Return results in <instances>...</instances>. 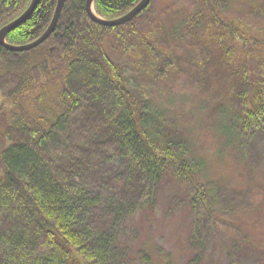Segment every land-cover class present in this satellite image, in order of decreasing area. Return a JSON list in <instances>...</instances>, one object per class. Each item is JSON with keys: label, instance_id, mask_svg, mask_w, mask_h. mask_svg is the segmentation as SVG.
Here are the masks:
<instances>
[{"label": "trees", "instance_id": "obj_1", "mask_svg": "<svg viewBox=\"0 0 264 264\" xmlns=\"http://www.w3.org/2000/svg\"><path fill=\"white\" fill-rule=\"evenodd\" d=\"M57 1L40 0L7 41L39 38ZM140 1L95 0V8L115 19ZM174 1L151 0L132 21L111 27L90 18L87 0H65L42 44L25 51L0 44V94L11 93L19 107L9 119L0 115V221L16 224H0V264H150L151 252L138 245L143 227L136 221L156 210L174 176L193 192L172 202L179 208L186 202L192 215V251L180 264H264V249L249 234L250 246L241 240L224 245L228 228L242 230L232 223L236 213L264 203V57L255 63L246 55L231 67L229 35L211 39L210 25L224 23L226 30L221 11L231 9V0H193L196 15L185 13L187 2ZM30 3L0 0V29ZM192 48L198 63L186 62ZM225 61L231 71L221 69ZM213 66L217 79L209 77ZM185 77L203 93L217 84L215 101L232 97L218 108L221 118L226 109L237 116L220 128L219 154L241 169L245 186H232L227 177L198 179L203 154L181 123L184 107L174 112L161 95L178 81L185 86ZM28 100L33 107L23 105Z\"/></svg>", "mask_w": 264, "mask_h": 264}, {"label": "rangeland", "instance_id": "obj_2", "mask_svg": "<svg viewBox=\"0 0 264 264\" xmlns=\"http://www.w3.org/2000/svg\"><path fill=\"white\" fill-rule=\"evenodd\" d=\"M193 0H180V4L188 3V9L185 13L189 15H196L198 13L197 4ZM174 3V0H171ZM232 7L229 10L221 11L224 15V21L227 22L226 30L223 26L224 23H218V25H210L209 32L214 37L211 39L221 38L225 34L229 35L224 38L226 41V47L230 56L227 58L231 62V67L234 65L241 66L244 63V57L249 56L250 62L258 63L263 61L264 57V19L257 18L256 15L261 13L264 15V0H231ZM261 7L259 10H253L251 7ZM177 5V4H176ZM175 5V7H176ZM179 6V4H178ZM177 10L173 12L176 13ZM176 15V14H175ZM222 25V26H221ZM241 30L246 33L247 40L241 39V35L238 33ZM237 35V36H236ZM259 38V42H256ZM176 42H179L176 40ZM216 45L217 41H213ZM206 49V48H204ZM250 49V51H248ZM190 57L185 56L186 62L190 59L195 63L199 57H194L195 48L191 49ZM217 53V49H214ZM193 56V57H192ZM209 50L206 56V63L210 61ZM192 57V58H191ZM227 61V62H228ZM227 62L219 63L223 72L226 70L231 71ZM236 63V64H235ZM198 66V64H196ZM199 68H204V64H201ZM189 70V65H188ZM216 67L211 69V79H217V72L213 76V72ZM252 71L255 72V68L252 67ZM194 74V73H193ZM184 75V74H183ZM194 78L197 79L196 73ZM184 84L178 82L176 86L168 92L169 89L162 91V97L166 98V105L172 108L174 112L179 111V107L183 105L181 117L184 119L181 121L184 128L192 132L193 143L198 148L199 152L203 154V163L205 167L200 170L198 179L200 181L207 178L216 179L215 182H220L222 178H228V182L232 186H245L247 183L241 179L242 171L236 165L230 156L225 158L220 157L219 148V134L220 128L228 121V118L237 117L232 114L233 110L226 109L225 116H222L218 112L219 105L223 100L231 101L232 97H223L220 101H215L212 96L219 89L218 85H213L208 92L203 93L200 85H189L190 77H185ZM171 89V88H170ZM192 90V91H191ZM220 91V89H219ZM4 95V94H3ZM0 94V110L1 119H9L11 110H18V105H14V99L11 97V93L3 96ZM54 96V95H53ZM217 98H220L217 96ZM236 99L234 95V100ZM184 100V101H183ZM24 106L33 107L32 100L24 102ZM180 105V106H179ZM51 106L50 103L47 107ZM204 107L205 109H203ZM225 111V109H224ZM222 121V122H221ZM222 124V125H221ZM179 125V122H178ZM172 175L168 177V180ZM175 178V179H174ZM174 182V187L172 182ZM176 181V182H175ZM166 187L163 188L159 194L158 207L156 210L148 215V212H144L139 216V221H136V227H143L138 233L139 246H144L152 254L150 264H180L188 258V254L192 251L188 249V240L190 238L192 215L190 214L186 202L182 204V207H177L178 204L173 205L174 199L180 195L188 198L193 195V192L189 190V182L185 180H179L174 176L170 182L165 183ZM182 187V192H178V188ZM176 197V198H175ZM173 199V200H172ZM5 201V199H2ZM260 217L264 218V203L257 208L248 209L244 212L236 213V217L232 219V223L236 222L240 224L242 230L237 231L234 227L227 229L229 238L226 240L225 248L228 249L229 244H236L241 240V244L249 245L248 234L250 235V242L257 248L264 249V223L260 221ZM0 224L9 228L10 225L15 226L14 223L6 225L0 221ZM8 226V227H7ZM18 228H21L18 224ZM25 231V230H24ZM138 232L139 229L135 228ZM243 231V233H242ZM243 238L247 241L242 242ZM242 246V245H241ZM233 251L236 250L234 246ZM249 264V262L247 263Z\"/></svg>", "mask_w": 264, "mask_h": 264}, {"label": "water", "instance_id": "obj_3", "mask_svg": "<svg viewBox=\"0 0 264 264\" xmlns=\"http://www.w3.org/2000/svg\"><path fill=\"white\" fill-rule=\"evenodd\" d=\"M40 0H32L27 10L17 19H15L13 22L7 24L0 30V44L7 48L10 51H25V50H31L40 44H42L44 41H46L51 34L54 32L56 25L58 23L59 17L61 15L63 5L65 0H58L57 7L54 13V16L52 18V21L48 28L45 30V32L36 40L33 42L23 44V45H17L9 43L6 38L8 34L17 28L18 26L22 25L27 19L31 17V15L35 12ZM95 0H88L87 1V9L88 14L91 17L92 20L95 22L104 25V26H120L123 24H126L130 21H132L141 11H143L151 2V0H141L132 10H130L125 15L115 18V19H104L99 16H97L92 9V5Z\"/></svg>", "mask_w": 264, "mask_h": 264}, {"label": "bare ground", "instance_id": "obj_4", "mask_svg": "<svg viewBox=\"0 0 264 264\" xmlns=\"http://www.w3.org/2000/svg\"><path fill=\"white\" fill-rule=\"evenodd\" d=\"M88 1V0H87Z\"/></svg>", "mask_w": 264, "mask_h": 264}]
</instances>
